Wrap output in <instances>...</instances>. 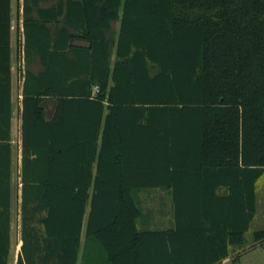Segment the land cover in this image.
Masks as SVG:
<instances>
[{"label": "trees", "instance_id": "obj_1", "mask_svg": "<svg viewBox=\"0 0 264 264\" xmlns=\"http://www.w3.org/2000/svg\"><path fill=\"white\" fill-rule=\"evenodd\" d=\"M15 19L13 0H0V264L14 29L26 63L16 264H150L155 233L166 245L155 264H220L240 249L264 175V0H23L21 33ZM217 166L237 179L235 218L192 203L176 230H138L137 190ZM253 240L264 246V230Z\"/></svg>", "mask_w": 264, "mask_h": 264}, {"label": "crops", "instance_id": "obj_2", "mask_svg": "<svg viewBox=\"0 0 264 264\" xmlns=\"http://www.w3.org/2000/svg\"><path fill=\"white\" fill-rule=\"evenodd\" d=\"M16 10L18 14L17 24L19 26L20 33L22 32V14H23V0H17ZM118 27V24H116ZM22 86V81H21ZM18 94L19 113L16 123V131L19 135L18 150L15 152V108H14V96H13V111L11 121V245H10V262L9 264H16L17 258L20 254L21 240V166H22V148H21V112H22V94ZM6 155L0 161L6 164ZM184 170H188L195 174L181 173L173 176L174 179H169V175L166 173L163 181H157L150 187L137 190L135 192L136 203L140 209V216L137 220V228L142 232H154V231H168L176 230L177 222L181 224L182 221L193 218V212L196 209L191 208L189 204L195 203L199 205V211L205 209L211 212V217L217 219H232L236 217V199L237 190L236 186L230 187V183L237 182L235 175L231 174V171L224 170L223 167L217 166L213 170V174L204 173L201 178L196 174L198 171L194 167H186ZM262 177L259 178V180ZM256 183V211L258 210L259 194H261V188L258 190V183ZM235 184V183H234ZM262 187V186H261ZM18 188V200H19V216L17 224L18 241L16 249L13 254V189ZM259 193V194H258ZM263 193V191H262ZM241 196V194H240ZM244 207L246 208V191L243 189ZM253 219L251 220L252 223ZM250 223V226H251ZM249 226V229H250ZM247 232H245L246 234ZM244 234V237H245ZM149 236V237H148ZM149 238L147 242V249L150 251L152 261L150 264H155L156 261H165L166 263V246L162 243L163 235L155 233L147 235ZM175 247H180L179 245ZM171 243L168 242V250H172ZM232 254L225 258L223 261L230 260L234 257L235 249L230 248ZM13 254V255H12ZM81 254V253H80ZM222 261V262H223ZM78 264H82L81 257ZM87 264V263H86Z\"/></svg>", "mask_w": 264, "mask_h": 264}, {"label": "rangeland", "instance_id": "obj_3", "mask_svg": "<svg viewBox=\"0 0 264 264\" xmlns=\"http://www.w3.org/2000/svg\"><path fill=\"white\" fill-rule=\"evenodd\" d=\"M16 4L17 0H13V27L16 28ZM117 24V23H116ZM114 24V29H117V25ZM18 35L16 32V29L13 30V37H12V71H13V96H14V108H15V135H14V142H15V152L18 150V142H19V135L16 131V123L18 119V113H19V98L18 94L20 92V86H21V75L24 71V67L26 65L24 60V54L23 49L21 45H18ZM21 47V48H20ZM31 68L33 70H36L37 67L35 65H32ZM53 107L49 108V111L51 112ZM262 186V187H261ZM258 190L261 188V194H259V202H258V210L255 213V216L253 218V221L251 223L250 229L245 234V242L243 246L238 249L235 254L238 255L237 260H227L222 264H264V246H258L253 240V233L256 230H264V175L259 180V183L257 185ZM263 191V193H262ZM13 213L12 217L14 228H13V254L16 249V244L18 241V232H17V224H18V216H19V200H18V188L13 189ZM12 254V255H13Z\"/></svg>", "mask_w": 264, "mask_h": 264}, {"label": "built area", "instance_id": "obj_4", "mask_svg": "<svg viewBox=\"0 0 264 264\" xmlns=\"http://www.w3.org/2000/svg\"><path fill=\"white\" fill-rule=\"evenodd\" d=\"M225 261L221 262L220 264L224 263Z\"/></svg>", "mask_w": 264, "mask_h": 264}]
</instances>
